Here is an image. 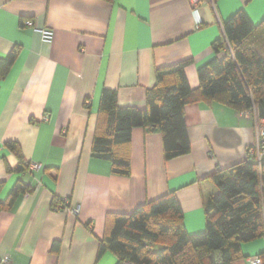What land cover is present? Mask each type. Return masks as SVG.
<instances>
[{
	"label": "crops",
	"instance_id": "1",
	"mask_svg": "<svg viewBox=\"0 0 264 264\" xmlns=\"http://www.w3.org/2000/svg\"><path fill=\"white\" fill-rule=\"evenodd\" d=\"M241 9L255 25L264 20V0H201L196 7L189 0H0V60L21 49L0 80V198L19 182L29 187L12 211H0V264H118L111 252L98 258L107 215L170 192L187 231H205L204 205L217 191L210 176L247 159L257 139L253 116L216 102L188 105L192 149L171 160L160 133L136 128L128 177L113 175L92 147L105 89L117 91L120 106L143 109L156 69L185 60L198 88L200 67L215 57L224 23ZM26 19L51 29L53 41L25 27ZM9 142L42 168L19 172ZM55 200L81 211L56 208ZM242 251L234 264L263 254L264 238Z\"/></svg>",
	"mask_w": 264,
	"mask_h": 264
},
{
	"label": "trees",
	"instance_id": "2",
	"mask_svg": "<svg viewBox=\"0 0 264 264\" xmlns=\"http://www.w3.org/2000/svg\"><path fill=\"white\" fill-rule=\"evenodd\" d=\"M113 3L115 0H105ZM224 35L213 45L215 57L200 67V85L193 89L186 68L192 60L158 68L156 83L147 91L146 107H122L118 93L105 89L101 96L92 157L109 161L115 176L132 172L133 131L160 133L165 160L188 155L191 140L185 119L190 104L220 103L264 120V20L255 25L241 9L224 23ZM20 47L0 60V80L15 64ZM258 127V126H257ZM7 147L19 160L18 171L28 173V161L16 143ZM218 169L210 178L217 191L204 205L205 231L190 234L175 193L170 192L137 207L131 213L106 217L105 235L99 241L98 258L111 252L118 264H234L244 259L242 245L264 238V161L249 158ZM4 183L0 182V195ZM29 190L19 182L0 211H12ZM62 201L55 200L56 206ZM160 246L159 250H155ZM264 259V253L259 255Z\"/></svg>",
	"mask_w": 264,
	"mask_h": 264
},
{
	"label": "built area",
	"instance_id": "3",
	"mask_svg": "<svg viewBox=\"0 0 264 264\" xmlns=\"http://www.w3.org/2000/svg\"><path fill=\"white\" fill-rule=\"evenodd\" d=\"M192 6H198L201 0H189ZM24 26L27 28H32L36 31H39L42 35V39L44 42L51 43L54 38V33L51 29L44 28L39 29L35 23V19H26L24 21ZM242 116L245 118H249L251 116L250 111H246L242 113ZM47 119V118H45ZM249 158L254 159L258 163H262L264 161V120L259 121L257 127V139L255 144L251 147L249 152ZM29 172H34L35 170H39L42 168V165L37 162H30L28 164ZM56 208H66L69 212L73 214H79L81 211L80 206H69L67 201H64L56 206ZM8 263V260H5V264ZM121 264H133L129 260L123 261ZM248 264H264V259L260 256L251 257L248 260Z\"/></svg>",
	"mask_w": 264,
	"mask_h": 264
}]
</instances>
